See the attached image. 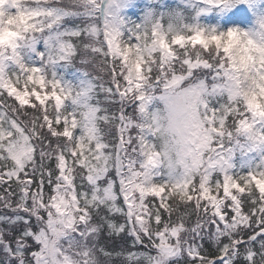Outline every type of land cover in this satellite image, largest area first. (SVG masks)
<instances>
[{
    "label": "snow or ice",
    "instance_id": "6c2138e0",
    "mask_svg": "<svg viewBox=\"0 0 264 264\" xmlns=\"http://www.w3.org/2000/svg\"><path fill=\"white\" fill-rule=\"evenodd\" d=\"M9 27L0 264H264V0H0Z\"/></svg>",
    "mask_w": 264,
    "mask_h": 264
},
{
    "label": "rangeland",
    "instance_id": "374dc122",
    "mask_svg": "<svg viewBox=\"0 0 264 264\" xmlns=\"http://www.w3.org/2000/svg\"><path fill=\"white\" fill-rule=\"evenodd\" d=\"M6 23H8V21H6ZM13 36L14 33L10 32V27L4 31H0V43H3L6 40H11Z\"/></svg>",
    "mask_w": 264,
    "mask_h": 264
},
{
    "label": "trees",
    "instance_id": "16d2710c",
    "mask_svg": "<svg viewBox=\"0 0 264 264\" xmlns=\"http://www.w3.org/2000/svg\"><path fill=\"white\" fill-rule=\"evenodd\" d=\"M9 24L11 23H19V24H24L26 23V21L23 19V18H20L18 21H15V22H10L8 21ZM10 30L12 31V28L10 27ZM13 32V31H12ZM70 78V77H69ZM260 106V105H259Z\"/></svg>",
    "mask_w": 264,
    "mask_h": 264
}]
</instances>
